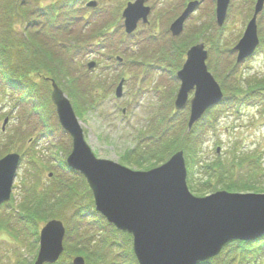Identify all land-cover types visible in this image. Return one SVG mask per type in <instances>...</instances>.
<instances>
[{"label": "trees", "instance_id": "trees-1", "mask_svg": "<svg viewBox=\"0 0 264 264\" xmlns=\"http://www.w3.org/2000/svg\"><path fill=\"white\" fill-rule=\"evenodd\" d=\"M33 1L41 3L48 0ZM50 1L48 6L44 8L39 7L38 12L46 17L45 24L54 25V28H56V30L54 29L55 33H52V29L51 31L49 30L50 26L48 28L46 26L39 34L27 38L26 31L24 35H19L20 30L17 31L14 21L18 20L22 25L24 24L30 15V13L26 12L30 4L27 1L19 3L17 0H0V74L4 76L11 75V78H7V80L9 79L11 83L13 82L12 87L22 90V97L27 100L33 99L34 95L39 93L42 94V98L46 95L43 88L48 89L49 81L47 78L50 76H57V80L60 82L62 81L60 77L71 80V76H76V79H83L87 85H85V90L81 88L83 90L82 97L85 101L83 102L84 107L79 106V95L76 92L72 95L73 104L82 113L85 110L91 111L95 109L96 99L98 100V104L100 101L108 98L114 81H118L120 78L126 76L121 74L118 77L119 74L112 69V64L117 63L116 56L120 55L123 57L124 67L130 68L127 78L129 83L134 82L135 87L142 93L149 86L150 88L152 86V83L144 79L145 75L158 74L157 70L164 71L167 69L166 71L172 74L174 79L175 72L180 68L187 50L195 43H198L201 38L210 46V49L214 46V42L211 39H214V36L211 35L214 30H211L206 25L194 27L193 30L185 32L184 37L182 36L183 38H169L166 32L173 18L171 14L174 13V10L167 5L163 6L164 8L160 10L161 13L157 12V17L155 18L154 16L150 27L144 29L141 35H126L121 26H119L120 14H114L113 22H110L106 29H104V34H102L105 37H103L105 43H108L105 47L99 44L97 40L99 39L98 36L96 40H92V31L87 30L90 24L86 22V25H83L87 20L86 15H81L80 18L74 17V13L76 12L74 7H81V0H70L71 5L61 2L63 0ZM251 1L254 0H244V3L247 2L246 9L248 10V14L252 11ZM79 11L84 12L83 5ZM54 18H57V21ZM157 19L159 20L157 21ZM157 25L165 27L166 32L157 35L155 31V26ZM28 26L30 28L33 24H29ZM114 26H117L116 30L113 29ZM205 31L207 34L208 32L211 34L209 33L205 37ZM64 32L66 33V37L62 38L59 34ZM53 35H55L54 38ZM52 40H55L53 43L54 50L57 53L65 55L62 61L66 62L54 59L52 56H49L47 59L45 58V49L49 51L50 48L47 47L48 44L46 43H49L51 46ZM42 41L46 44L45 46L41 45ZM114 43H116V50H114ZM57 45H61L62 47H55ZM64 49L68 52L65 53ZM223 51V48L215 49V52L219 54ZM230 51L232 50L230 49ZM103 52L106 54L105 60H102L103 56L100 58V54H103ZM50 53L53 55V51ZM69 53L72 55L69 56ZM93 54L99 56L94 58L98 67L94 71H88L85 65ZM210 54L214 57V50L211 49ZM32 73L34 75L36 73L39 78H42L39 81H31ZM216 77L217 79L219 77L223 79L224 76L217 72ZM224 81H221L223 89L227 92H232L231 95L236 98V100L234 99L236 105L253 101L258 102L261 105L260 117L264 119V77H247L245 81L241 78L231 83L227 82L228 84ZM60 84L66 88V91H70L67 86L62 83ZM152 91L156 95L159 89L155 86ZM135 94L138 95L136 92ZM162 98H166V96ZM171 99L168 97L167 102L159 108L160 113L157 114L156 124L151 123V126L149 125L146 128V133L139 132L140 134L135 137L137 140L136 146L127 149L120 156L122 157L120 162L140 167L144 166V162H149L148 168H151L167 161L175 151L184 150L187 155L188 185L192 192L197 195H204L218 188L231 192L254 193L259 190L263 191L260 182L264 181V152L243 151L237 145H234L233 148L227 149L225 156H218L222 157L220 160L208 162L203 158V146L206 133L216 129L217 119L213 117V112L216 113L217 109L209 111L205 118L188 133L187 117L189 111L188 109H184L176 113ZM170 110L175 114H170L168 112ZM31 111L39 112L40 118L43 120L45 112L43 108L41 109V104L40 109L34 105ZM239 114L238 110H235V115L239 116ZM13 147L14 144L9 146L10 149ZM9 152L12 151L9 150ZM59 158L58 163L61 168H64V159L63 157ZM32 164H34L31 174L32 184H26V179L22 183L27 185L28 189L25 190L29 192V197L38 199L39 203H33L26 197L23 203L25 206L34 204L31 207L39 209L41 204H44L46 210H40V213L43 211V218L61 220L64 218L59 216L56 210H60L64 206L67 208L73 207L75 208V212L72 215L73 219L78 221L90 220L93 224L98 225L101 232V237L93 248L87 245L83 239L73 235L71 241L68 242L70 246L69 257H71L72 253L82 254L87 260L89 259L87 264H93L94 261L104 256L101 248L105 249L112 243L123 248L122 256L130 261L126 262V264H137L131 248V236L116 232L111 225L95 212L91 191L82 178L73 176L71 179L65 180L63 177L55 174L50 184L48 181L49 173L52 172L50 166L47 167L48 173L45 165L37 162L36 159L32 160ZM245 170L246 172L243 173ZM234 171H240V174L238 176L230 175ZM46 173H48V176ZM44 175L47 177V180H44ZM199 175H201L200 178ZM79 202H82V204L79 205ZM26 217V228L28 229L30 228V223H37L40 220L39 218H41V216L33 217L30 213ZM2 227L3 225H0V228ZM36 236L35 234L33 238L38 240ZM256 240L260 241L254 247H250V242H231L218 257L200 264H233L238 260L242 261L245 259L253 248H255L254 252L263 255L264 233L256 237ZM103 245L107 246L104 247ZM100 261L102 262L101 259ZM102 264L106 263L103 262Z\"/></svg>", "mask_w": 264, "mask_h": 264}, {"label": "rangeland", "instance_id": "rangeland-1", "mask_svg": "<svg viewBox=\"0 0 264 264\" xmlns=\"http://www.w3.org/2000/svg\"><path fill=\"white\" fill-rule=\"evenodd\" d=\"M26 1L27 3L30 4L28 6V10L26 9V12L30 13L29 18L31 19L29 20L28 18L27 20H25L23 25L18 20L14 21L17 31L20 30L19 35H24L26 31L27 38L28 37L30 38L32 35L39 34L41 31H43V29L46 26L47 28L50 26L49 30L51 31L52 29V33H55L56 28H54V25L53 24L49 25V23L45 24L46 17L43 16L42 13L38 12L39 7L44 8L48 6L51 1L48 0V1H43L41 3L34 2L33 0H26ZM94 1H98L99 7L96 9H89V8L87 9L86 4H89ZM122 1L123 0H81L80 4L81 7L83 5L84 12L82 13V11H79V9L81 8L80 6L78 8L75 6L74 8L76 12L74 13V17L80 18L81 15H86L87 20L85 21V23L88 22L90 24V27L87 30L92 31L91 32V37H93L92 40L94 39L96 40V37L98 36L99 39L97 40L99 41V44L100 45L102 44V46L106 47L108 43L107 42L105 43L104 41L105 37L102 36V34H104L105 32L104 29H106V27L110 24V22H113L114 14H120L119 26H121L122 30L124 31L123 19L121 13L127 8L128 5L127 2L130 3L135 0H124V2ZM61 2L71 5L70 0H63ZM186 2H187L186 0H148V2L146 3L148 4V6L155 9L154 16L156 18L157 12H160V10L164 8L163 6H167V5L170 6L171 4L172 5L170 7H172L174 10V13L172 14L175 15V17L178 16V14L181 13L179 7L185 6L187 4ZM233 2L234 3L233 5H231L228 14L227 24L224 22V24L227 25L225 28L227 31L223 29L224 26L222 28H219L214 23L215 15H213V0H203L204 4H202V6L194 15L192 14L188 18L185 25V27L187 26L186 30H190L197 23L198 24L205 23V25L210 27L211 30H214L213 31L214 36L219 40H221L220 42L223 46V49L225 50L223 51L222 56L218 57L216 60L210 59L208 61L209 71L213 75L216 76L217 72H219L221 73V75L224 76L223 79H220V77L217 79L216 77V80L218 81L220 88L223 90L222 91L223 96L221 100L225 101L221 104H219L220 103L219 102L217 105H215L216 108L214 109H217V112L216 113L213 112V117L217 119L216 129L206 133L203 158L206 159L208 162L220 160L222 157H218V156L219 155L225 156L227 149L233 148L234 145H237L238 148H241L242 150L248 152H253V151L264 152V119L258 116L259 114L255 109L252 110L250 113H247V112H243L244 110L243 106H238V107L232 106L234 103L232 99L236 100V98L223 89L222 86L223 84L221 82L224 80L225 83L234 82L235 80H238L240 77H247V76H255V75L260 77L264 76V41L259 49L260 52L255 57L240 62H237V54L233 49H231L234 48L236 43L239 41V39L245 32L247 25L249 24V20H251L247 16L248 11L245 9L246 5H244L243 2H239L238 0ZM182 9L183 7L181 8V10ZM160 13H158V15H160ZM249 16L250 17L252 16L250 12H249ZM54 19L55 21H57V18ZM158 20L159 19H157V21ZM29 24L30 25L33 24V26L28 28ZM258 25L259 27H262V31H263L262 33L264 34V13L260 14V16L258 17ZM155 27H156L155 31L157 35H161L163 34V32L166 31L165 27H161L160 25H157ZM115 28H117V26H114L113 29ZM58 29L60 28L58 27ZM142 31H143L142 28L139 29L140 33ZM209 33L210 32H208L207 34L205 31V37L208 36ZM59 35H61L62 38L66 37L65 32ZM54 36L55 35H53V38ZM54 41L55 40L51 41L52 42L51 46L49 45V43H46L48 44L47 47L50 48L49 51L45 49L46 52L45 58L47 59L49 56H52L54 59H59L60 61H62L65 55H62L61 53H57V51L54 50L53 48ZM200 42H205V41L203 40V38H201L198 43ZM46 44L42 41L41 45L45 46ZM58 46L61 45H57L55 47ZM207 47L209 48L210 46L207 45ZM116 49H117L116 43H114V50ZM230 49L232 51H230ZM51 51H53V55L50 53ZM229 51L230 53L228 54L227 52ZM67 52L68 51H66L65 53ZM68 55L71 56L72 54L69 53ZM100 55H101L100 58L103 56L102 60H105L106 54L103 52V54ZM96 57L99 56L93 54L90 59L96 61V59H94ZM62 62H66V61H62ZM115 65L116 66L114 67V70L116 71L117 74H119L118 77H120V74L123 73L129 75L128 73L130 72L129 67H122L120 64H115ZM230 67H237V70L229 77V73L231 72L229 70ZM158 76H159L158 80H163L161 79L162 77H160L161 75ZM163 77L166 78V76ZM41 78L42 77L39 78L38 74L35 73V75L32 74L31 81L32 80L39 81ZM49 78L60 85L63 92L72 102V104L74 103L72 100V95L76 92L79 95L78 96L79 106L84 107L83 102L85 101L82 97V94H83V90H85V85H87V83H85L83 79L80 78L76 79V76H71V80L68 79L66 80L64 79V77L63 78L60 77L62 79V81L60 82L59 80H57L58 79L57 76L56 77L50 76ZM116 82L117 81H114V83ZM30 83L33 85L32 82ZM60 83L67 86V88L70 91H66V88L62 87ZM131 83H133L134 85V82ZM163 83L159 84V81H157V83L154 82V85L157 87V89L158 86L165 88L166 90L171 89L170 86H165L168 85L166 81L163 80ZM116 84H114L112 87V95H109L108 98L100 101L98 103L99 105L97 104L98 100L96 99L94 110L92 111L85 110V112L83 113L77 110L76 115L84 129L85 139L87 141V144L91 147L95 155L100 159L111 160L117 163H122L120 162L122 158L120 156L123 155L127 149L132 148L135 145L136 143L135 136L139 133V130L141 129V132L146 133V128L151 123L153 124L155 123V120L157 119V114L160 113L159 108L161 107V105L167 102L168 97L169 98L172 97L171 102L173 103L177 88L174 91V94H170L166 96V98H162L159 100L157 99V97L153 95L151 96V94H145L139 100L138 103L136 99L131 96V93H134V89L130 87L129 88L124 87V93L121 100L116 99L114 96L116 90ZM177 85H175V87ZM146 90L150 92L152 91V87L150 88L149 86ZM146 90H144L143 93H145ZM51 92L52 89L50 88L49 93ZM14 96L15 95L10 93L9 90L8 92H6V89L0 88V127L2 126L3 118L6 115H9L10 117V123L8 126L9 129H7L8 131L3 138V142L8 143V138L10 142L6 145V147L4 145L2 148H0L1 149L0 158H2L6 154L11 153L9 152V150L12 151V153L18 152L23 155V160L20 169L18 171V174L16 176L14 188L12 191L13 201H9L7 202V204H4L3 208L0 210V225H3V227L0 228V264H20L19 262L24 261L26 258H28L31 261L33 259V255L31 251L33 249L36 250V248H33L32 246V243L34 241L25 236L26 230H28L26 228L27 227L26 216L28 215V213H30L33 217L34 216L43 217L42 216L43 211L42 213H40V210L42 209L46 210V206H44V204H41V206L39 205L40 208L37 209L36 207H31L34 204H30L28 206H25L23 204L26 197L30 199L33 203H39L38 199L35 198L33 199L31 196L29 197L28 195L29 192L25 190L28 189L26 184L28 183L32 184L31 174L33 172V165H34L32 164V160L36 159L37 162L45 165V168L49 173L47 167L49 165L54 164L53 159L54 157H57L55 156L56 149L57 151L59 150L60 152H62L60 153L59 156L65 155L66 159L71 154V149H68L69 147L71 148V139L62 130V128H60L56 113V108L52 105V108L50 109L48 108L49 110L48 111L45 108V105H43L42 103L41 109L43 108V111L47 112L42 122L40 117L35 118L33 112L30 111L29 109L30 107L27 106L26 104L23 105L19 104L18 107L12 109L13 104H15L17 101V97ZM191 97H192V93L190 94V98ZM32 100L34 102L30 103L31 106H33L34 103L36 104L38 103V99L35 97H33V99H28V101H32ZM5 105H7V107L5 109V112L3 113L1 112V107L3 108L5 107ZM15 106L17 105L15 104ZM124 110L125 113L123 114ZM235 110L242 111V113H240V116L235 115ZM168 112H170V114H175L171 110ZM188 122H189V118L187 117V127H188ZM45 134H48L47 137H40ZM50 134L52 136H49ZM13 144L14 147L10 149L9 146ZM51 147L53 148L52 152L50 150ZM217 148H220L219 153H216ZM34 149H36L35 153H33ZM51 154L52 156L50 157ZM33 155H35V157ZM122 164L126 165L128 168L134 171L150 170L147 169L150 164L149 162H144L143 167L127 164V163L126 164L122 163ZM54 171H56V169ZM244 172H246V170L243 171V173ZM48 173H46L47 176ZM239 174L240 171H234L230 175L238 176ZM52 177L53 176L50 175L48 176V181L50 182V184ZM200 177L201 175H199V178ZM43 178L44 180H47V177L45 175ZM24 179H26L27 182L26 184L22 183ZM260 185L263 188V191L259 190L258 192H254L259 195L264 194V181L260 182ZM63 210L69 211L72 215L75 212V208L73 207L67 208L66 206H64L60 210H56L57 213H59V216H62L64 218L63 220L68 219ZM51 220H55V219H49V218L43 219V221H46V223H48ZM83 226L84 227L88 226L87 222L83 221ZM86 228H87L86 232L88 234L98 236V232H95L90 227H86ZM103 246L106 247L107 245H103ZM37 251L39 250L37 249ZM254 255L255 254L250 255L249 257H251L250 258L251 261L249 262L247 260L248 262H245L244 264H248V263L264 264V260L254 263L253 262L255 260L254 257L256 256ZM83 256L84 255L82 254L72 253L71 257H68V259H64L62 263L72 264L74 258L77 260L78 258H82ZM83 258L86 260L84 264H87L89 259L87 260L85 256ZM234 264H240V263H234Z\"/></svg>", "mask_w": 264, "mask_h": 264}, {"label": "water", "instance_id": "water-1", "mask_svg": "<svg viewBox=\"0 0 264 264\" xmlns=\"http://www.w3.org/2000/svg\"><path fill=\"white\" fill-rule=\"evenodd\" d=\"M230 2L216 0V19L220 26L225 21ZM144 4V0H137L124 11L127 34L136 30L140 20L148 22L151 9ZM198 5L197 1L189 3L181 17L171 25L174 36L183 31L185 20ZM89 6L94 7L96 3L92 2ZM263 7L264 0H258L255 14L235 48L238 62L251 57L259 45L257 17ZM207 57L204 44L193 46L183 69L178 73L181 86L175 101L177 110L186 106L189 93L196 90L191 101L189 130L210 107L222 101V90L208 70ZM123 84L124 80L116 90L117 98L122 97ZM52 100L57 106L61 125L73 140L68 164L87 179L97 211L118 230L134 236V252L139 264H196L217 255L229 241L250 239L264 233V195L228 191H218L206 197L193 195L187 185L183 151L148 171H133L117 162L98 159L85 141L83 128L70 100L55 82ZM19 166L18 154H10L0 160V206L11 199ZM120 179L127 183L139 179L137 183H131L130 188L136 192L139 203L156 212L151 214V220H146L143 213H129L138 211L129 208L131 203L125 204L112 197L111 191L116 189L111 184ZM153 195H157L155 201ZM63 230L59 221L50 222L42 230L36 264L54 262L60 250L58 241L62 238ZM75 263L84 264V259L78 258Z\"/></svg>", "mask_w": 264, "mask_h": 264}, {"label": "bare ground", "instance_id": "bare-ground-1", "mask_svg": "<svg viewBox=\"0 0 264 264\" xmlns=\"http://www.w3.org/2000/svg\"><path fill=\"white\" fill-rule=\"evenodd\" d=\"M229 5L230 6L233 5V2L231 1ZM262 32L263 31H259L258 34L260 36H264V34ZM244 34L245 33H243V35L241 36L239 41L243 38ZM233 41H236V40H233ZM116 61H117V63L112 64V66H113L112 69H114V67L116 66L115 64H120L119 59H116ZM85 67H86V69L88 71H94L98 67V64L94 60H88L86 65H85ZM7 78H11V75L4 76V75L0 74V88L6 89V92H8V90H9L10 93H12L15 96L18 95L17 93H14L13 90H12V83L13 82L11 83L9 81V79L7 80ZM62 92H63V90H62ZM52 93H53V90H52L51 93H49V91L46 92V95L42 98V103H43V105H45V108L47 110H48V108L49 109L52 108V105H53L56 108V113H57V106L55 105V103L52 100ZM8 96H9V93H8ZM48 96H49V98H48ZM18 103H19V100H17L15 104L18 105ZM15 104H13L12 109L18 107V106H15ZM7 105H5V107H3V108L1 107V112H3V113L5 112V109H6ZM57 116H58V113H57ZM58 122H59L60 128H62V130L68 135V133L64 130L63 126L61 125V123L59 121V118H58ZM9 123H10V117H9V115H6L3 118V123H2V126L0 127V135H3V134L7 133V131H8L7 129H9V127H8ZM155 124H156V122H155ZM7 155H9V154L4 155L3 157H5ZM64 165H65V166H63L64 168L67 169V167H68L70 169V171H75L73 169V167L70 166L68 163L64 164ZM71 177H73V175H71ZM71 177H70V179H71ZM138 181H139V179H132V180H130L129 183H127L123 179H120L118 181H113V183L111 184V187L116 189V190H112L111 191V195H112L113 198L119 199V200L123 201L125 204H130L131 203L129 205V208L138 211V212L130 211L129 213H132V214L138 213V215L143 213L144 216L146 217V220H151L150 216H151V214L154 211H152L151 209H149L147 207H144L141 203H139L138 199H137V196H135L136 192L134 191V189L130 188V184L131 183H137ZM105 182L107 183L108 181H105ZM78 189H81V188H78ZM131 189H132V191H130ZM91 194H92V197H93V192H91ZM156 196L157 195H153L152 196L154 201L156 200ZM155 203L156 202H154V204ZM81 204H82V202H79V205H81ZM93 205L95 206L94 203H93ZM3 206H4V203L0 206V210L3 208ZM143 209L145 210V212H142ZM63 211L65 212V214H66L68 219L67 220H63V223H62L64 230H63L62 238L58 241V243H60L59 253H58L56 259L54 260V262H45L44 264H63L62 263L63 260L64 259H68L69 255H70V251H69L70 250V246H69L68 242L71 241L73 235L83 239L85 241V243L87 245L91 246L92 248L99 241V237L98 236L91 235V234H88L86 232V230H87L86 227H90L95 232H99V227H98L97 224L87 223L88 226L84 227L83 226V221H78L76 219H73L72 218V214L69 211H65V210H63ZM154 213H156V212H154ZM39 219L40 220L37 223H34V224H33V222L30 223V228L29 229L27 228L28 230H26V233H25L26 237H28L29 239H32L34 241L32 243V246H33V248H36V250L33 249L31 251V253L33 255V259L30 261L28 258H26L24 261L19 262L20 264H36L37 259H38V254H39L40 249H41L40 236L42 234V230L50 222L55 221V220H51L48 223H46V221H43V219H44L43 217H41ZM112 227H113V229L116 232H118L117 227L113 223H112ZM116 232H113V233H116ZM35 234L37 235L36 237H37V239H39V241L32 237V236H35ZM113 242H115V241H113ZM37 249L39 251H37ZM101 249H102V252H103L102 254H104V256L100 258L102 260V262L99 259V260L94 261L93 264H102L103 262H105L106 264H126V262H130L129 260L125 259L122 256L123 248L118 246V245H116V244L113 245L111 243L105 249H103V248H101ZM75 261H76V259L74 258L72 264H76Z\"/></svg>", "mask_w": 264, "mask_h": 264}, {"label": "flooded vegetation", "instance_id": "flooded-vegetation-1", "mask_svg": "<svg viewBox=\"0 0 264 264\" xmlns=\"http://www.w3.org/2000/svg\"><path fill=\"white\" fill-rule=\"evenodd\" d=\"M255 2H256V0L255 1H251V3L253 4V6L255 5ZM246 4H247V2H245ZM263 37V36H262ZM262 37H261V44H260V47L262 46V44H263V41H264V39H262Z\"/></svg>", "mask_w": 264, "mask_h": 264}]
</instances>
